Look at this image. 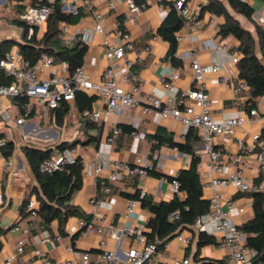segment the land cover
Instances as JSON below:
<instances>
[{"label": "crops", "instance_id": "0c3cea01", "mask_svg": "<svg viewBox=\"0 0 264 264\" xmlns=\"http://www.w3.org/2000/svg\"><path fill=\"white\" fill-rule=\"evenodd\" d=\"M44 1L52 3L55 0H0V45L12 42L13 46L10 50L19 49L18 44L26 42L33 33L28 32L26 37L23 28L13 24V21H20L19 15L27 5ZM127 1L120 0L117 7L111 10L109 0H93L92 9L79 2L60 0L62 7L66 2H71L77 9L82 8L84 11L78 24H59L64 44L67 45L70 41L71 44L78 43L77 39L80 34L93 28L96 22L100 21L103 32L95 35L93 41L88 45L84 58L85 72L93 81H100L104 71L112 64L119 76L125 73L139 75L143 79L141 86L143 95L164 98L165 90L161 81V71L165 67L172 66L180 72V79L175 84L181 91L187 90L193 83L190 62L185 60L181 61L180 67L173 66L167 59L169 45L158 35V30L169 13L167 4H174L176 0H164L163 9L160 8L157 0H144L140 4L146 3L147 7L137 14L134 22L129 19ZM208 1H189V7L195 15L197 23L183 26L176 35V37H182V41L177 42V53L181 54L196 49L204 64H208L211 60L213 41H221L232 51L239 53V42L234 37L229 36L222 39L210 27L211 19H215L218 29L224 23V19L208 11H202ZM220 1L224 3L241 26L254 37H256L255 24L264 30V0H251V6L254 9L253 22L235 13L228 5L227 0ZM119 24L120 26H118ZM65 25L68 26L67 32L63 31ZM34 27L37 29L36 39H42L47 32V23ZM123 32L131 35L135 43V50L126 52L123 59L110 62L105 56L103 42L105 39L108 41L120 40ZM138 56L142 58V63L127 69L126 62L134 60ZM52 74L69 75L67 65L55 62L52 70L40 74V78L47 79ZM225 75L231 83L235 82L238 79L237 66H227ZM206 90L211 96L212 115L215 119L248 117L247 122L236 129L234 137L217 138L215 146L224 160L222 176L241 172L243 179L254 185L257 179L261 180L262 178L260 164L254 153L246 149H239L238 140L242 139L245 146H250L253 142L252 136L263 132L264 96L254 102H249V94H246L240 106L234 107L232 104L235 99L233 90L228 88L225 83L220 82L217 75L206 77ZM19 101L9 98L0 99V139L14 145L13 153L9 157H5L4 148H0V263L13 254L21 242L24 248L21 255L22 264H64L65 261L76 259L84 252L90 254L92 263H98L102 252L100 236L84 234L81 231L69 232V229L77 226L78 221L83 218H70L64 228V234L59 232L57 221L48 226L43 225L39 217L31 221L27 204L32 200L38 204L35 190L38 186L24 153L29 147L42 151H53L54 156L59 153L57 147L61 143L80 141L76 148L89 160L102 153L108 154L113 162L130 165L140 158L152 161L153 173H149L146 177L131 178L126 173L119 172L118 180L111 185L112 192L109 195H103L99 189L102 185L109 184L106 173L99 178L98 189L95 187L93 179L83 178L82 188L75 192L70 203L91 217L92 200L96 197L97 210L101 214L98 223L116 227L131 223L145 231L151 215L148 210L138 204L134 209V216L129 217L127 206L128 202L133 199H129L127 195L140 191L141 194L150 196L155 203L169 202L175 195H178L179 198L184 197V193L175 191L170 179L177 178L181 171L190 167L192 156L189 153L181 152L176 147H171L167 142L157 145L158 140L156 139V135L161 134L170 137L176 143H185L189 131L185 132L183 125L174 119L162 120L157 113L145 115L141 106L129 108L113 121L118 125L131 126L134 132L119 134L115 137L114 143H110L108 138L113 136V126L95 122L90 116L94 111L103 109L98 99L93 103L92 110L85 111L83 115L77 111L74 101L69 102L71 109L62 124L56 122L55 111H53L50 119L45 120L40 116L33 115L26 119V123L21 127L14 123V120L21 115ZM251 109H255L259 117H250ZM3 112H7L11 120L3 121L1 118ZM71 112L72 116H70ZM86 119L90 120V126H86ZM78 123L79 128H73V125ZM192 130L194 136L191 144H193L195 153L200 157L197 169L203 184L204 198L210 200L214 193L209 184L210 179L211 177L216 178L218 175L207 174L209 172L208 157L204 153L202 131L200 129ZM89 138H95L98 141L84 145L83 142ZM153 147H155L154 151H152ZM220 192L225 202H235L236 208L231 211V216L239 228L252 218V199L248 194L238 193L232 186L224 187ZM241 208L244 209L243 212H240ZM15 223H20L23 226L32 225L30 234L25 236L22 233L14 232L12 227ZM193 231L192 225L181 234L185 236ZM56 235H61V239L56 240ZM46 236L52 238L50 244L43 243ZM197 241V234L187 246L173 239L169 248L160 249L153 255L150 264H184L185 260H188L189 264H194L196 256L215 262H226L225 253L217 245L199 249ZM116 244V241H111L110 249H116ZM132 247L139 248L140 245L133 238L125 236L120 244L119 252H126ZM37 251H40L41 255H38Z\"/></svg>", "mask_w": 264, "mask_h": 264}, {"label": "built area", "instance_id": "2783aa9c", "mask_svg": "<svg viewBox=\"0 0 264 264\" xmlns=\"http://www.w3.org/2000/svg\"><path fill=\"white\" fill-rule=\"evenodd\" d=\"M74 3H82L89 9H92L93 0H71ZM120 0H109V8L115 9ZM163 1L157 0L160 8L163 9ZM191 0H176L175 9L183 19V26H188L196 22V17L189 7ZM242 3L251 5V0H238ZM129 8L130 21H136L137 14H140L147 7L146 3L138 4L136 0L127 1ZM77 7L71 2H66L62 11L65 13H76ZM51 7L48 5L34 6L27 5L24 11L19 15V20L28 24L31 28L29 32L33 33L34 26H40L47 23L51 14ZM197 23V22H196ZM120 26V24L118 25ZM210 27L215 34L219 29L215 24V19H211ZM64 32L68 31L65 25ZM103 32L100 21H97L93 28L82 32L78 41L89 45L96 34ZM157 38V37H155ZM177 42L182 41V37H176ZM68 46H73L71 41ZM103 49L106 58L113 60L123 59L128 51L135 50V43L129 33L123 32L122 38L117 41L103 42ZM211 60L204 64L199 52L196 49L184 53H176V58L180 61L188 60L192 71L193 83L185 91H181L175 84L180 79V72L175 67H165L161 71V81L165 90V97L158 98L152 95L142 94L141 86L143 79L137 74L125 73L119 76L110 64L104 71L100 81H93L85 72L84 65L78 68L72 75L52 74L47 79H41L40 74L51 71L55 65L54 58L46 53L40 55L35 63L25 59L20 49L10 50L3 56H0V99H18L24 98L23 102L18 103L20 117L14 120L16 126H23L26 119L31 116H40L45 120L51 118L62 101L71 102L75 99L78 91L90 93L97 96L102 110L94 111L90 114L95 122L105 123L113 126V136L108 138L110 143H114L115 137L121 134L122 130L113 119L118 118L127 109L141 106L145 115L159 114L162 120L174 119L183 125L185 132L192 129L202 131L204 153L208 157L209 172L208 175L215 174L218 177H211L210 186L214 193L210 199L209 211L197 218L193 224V233L188 235L179 234L174 239L183 245H189L194 235L205 233L215 238L217 247L225 253L226 264H253L256 251L246 245V235L240 230L234 222L231 211L236 208L234 201L223 200L220 190L224 187L232 186L238 193L248 194L253 191L264 193V137L261 133L252 136V145L245 146L242 139L238 140L240 150H248L256 155L260 164L261 180L254 186L243 179L241 172H234L228 176L223 175L224 160L221 153L216 149V139L225 137H234L237 128L242 127L248 117H236L227 119H215L212 115V100L206 90V77L208 75H217L220 82L225 83L228 88L234 92L235 99L233 106L239 107L243 97L248 94L249 87L243 80L237 79L231 83L225 75L227 66H236L240 59V54L232 51L221 41H213L211 49ZM142 63L141 57L126 62L127 69L133 68ZM249 116L259 117L255 109L249 111ZM3 121L11 120L7 112L1 114ZM137 136V135H135ZM7 141L0 139V148L6 147ZM81 159L84 166V177L91 178L95 187L99 188V178L106 173L108 185H102L99 189L103 195H109L112 192L111 185L118 180V173L124 172L131 178H142L149 175L153 169L152 161L146 158L137 159L133 164L113 162L108 154H98L94 159H86L85 155L78 148H66L51 158L43 160L39 165V171L42 174H53L62 171L65 165L73 164L77 159ZM172 186L179 193V183L172 182ZM144 193H142V196ZM97 198L92 200V216L89 220L80 219L77 226L69 229V232L81 231L84 234L98 235L101 237L100 249L101 255L98 263H92L88 252L82 253L76 259H69L64 264H150L153 255L156 253L160 242L149 243L144 233V229L127 223L116 227L98 223L101 214L97 210ZM139 202L130 200L127 206L129 217L134 216V209ZM38 204L35 200L28 202L27 210L31 221L38 218ZM244 209H240L243 212ZM180 212L176 211L171 215V219H178ZM32 225L23 226L20 223L14 225L12 230L16 233H22L28 236ZM125 236L133 238L139 245V248L132 247L126 252H119L120 244ZM61 235H56V240H60ZM116 241V249H110V242ZM172 241V240H171ZM171 241L163 244L161 249H167ZM52 238L46 236L43 239L44 244H50ZM72 250V249H69ZM24 252L23 243H19L15 252L1 261L0 264H22L21 255ZM41 255L40 251L36 252ZM184 264H189L188 260Z\"/></svg>", "mask_w": 264, "mask_h": 264}, {"label": "trees", "instance_id": "16d2710c", "mask_svg": "<svg viewBox=\"0 0 264 264\" xmlns=\"http://www.w3.org/2000/svg\"><path fill=\"white\" fill-rule=\"evenodd\" d=\"M139 4L144 0H136ZM230 8L237 14L243 16L248 21L253 22L254 9L251 5L242 3L238 0H227ZM34 6L48 5L52 11L47 21V32L42 39H36L37 29L33 27V34L24 43H19V49L23 57L32 63H35L41 54L46 53L54 58L55 62H61L67 65L69 75H72L78 68L84 65V58L87 54L88 46L78 42L73 46H67L61 39L60 23L76 25L84 15L82 8H78L76 13H65L62 11L60 0L52 3L47 1L33 3ZM169 8L168 16L158 30L160 38L167 42L169 51L167 59L176 67L181 66V61L176 58L178 43L176 41L177 33L183 27V19L178 14L173 3L167 4ZM202 11L222 17L224 23L220 26L218 34L222 39L229 36L234 37L239 42L240 59L237 63L238 79L243 80L249 87V102L264 96V30L255 24L256 37L248 30L243 28L239 21L228 11L226 6L220 0H209ZM13 24L23 28L26 37L30 26L22 21L14 20ZM12 42L2 43L0 45V56L5 55L12 48ZM259 48L260 56L256 52ZM21 102L23 97L18 98ZM97 100L96 95H90L86 92L78 91L75 94L74 105L77 111L83 115L85 111H91L93 103ZM71 105L67 101H62L55 110V120L62 124L64 118L69 113ZM86 126H90V120H85ZM122 134H132L133 128L128 125H119ZM264 137V130L261 133ZM193 130L186 135L185 143L174 142L170 137L157 134L158 144L166 143L171 147L178 148L181 152L189 153L192 156L191 165L187 170H183L172 182L179 183V192L184 193L183 198L175 195L169 202L155 203L150 196L137 191L135 194L127 195L129 199L139 202L140 206L150 213L151 217L147 222V229L144 231L148 242H160L156 252L160 251L163 244L173 240L184 230L189 229L197 218L206 214L210 209V200L204 198L203 184L198 173V164L200 157L195 153L193 144ZM98 139L89 138L84 145L97 142ZM80 141L63 142L58 145V152L66 148L76 147ZM153 147L152 151H154ZM14 150V145L8 142L4 147L3 154L9 157ZM25 156L31 168L32 174L36 179V196L38 201V217L43 225H50L57 221L59 232L64 234V228L72 217L89 220L90 217L82 213L77 207L72 205V196L82 188L84 178V166L81 159L73 164L65 165L62 171L47 175L39 171L40 163L53 156V151H42L34 148H27ZM153 173V169L149 172ZM260 179L255 181L258 185ZM252 199V218L244 223L240 230L246 235V245L256 251L253 264H264V193L253 191L248 193ZM176 211L180 212L178 219H171V215ZM18 223H15L16 225ZM13 225V226H14ZM198 248L209 245H217L214 237L200 233L198 235ZM194 264H226L225 261H212L207 258H194Z\"/></svg>", "mask_w": 264, "mask_h": 264}, {"label": "rangeland", "instance_id": "374dc122", "mask_svg": "<svg viewBox=\"0 0 264 264\" xmlns=\"http://www.w3.org/2000/svg\"><path fill=\"white\" fill-rule=\"evenodd\" d=\"M256 52H257V54L260 56V52H259V48H258V47L256 48ZM70 116H72V112H71ZM73 128H75V129L79 128V123L73 125Z\"/></svg>", "mask_w": 264, "mask_h": 264}]
</instances>
